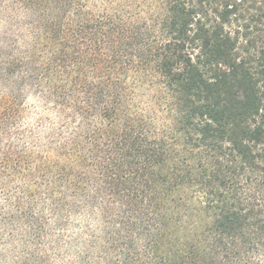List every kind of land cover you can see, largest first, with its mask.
<instances>
[{
  "label": "trees",
  "instance_id": "obj_1",
  "mask_svg": "<svg viewBox=\"0 0 264 264\" xmlns=\"http://www.w3.org/2000/svg\"><path fill=\"white\" fill-rule=\"evenodd\" d=\"M0 20V264H264V0Z\"/></svg>",
  "mask_w": 264,
  "mask_h": 264
},
{
  "label": "rangeland",
  "instance_id": "obj_2",
  "mask_svg": "<svg viewBox=\"0 0 264 264\" xmlns=\"http://www.w3.org/2000/svg\"><path fill=\"white\" fill-rule=\"evenodd\" d=\"M7 1L9 2L10 0ZM5 24L6 23L3 20H0V34L5 31ZM193 205L194 203L191 202V206ZM166 225L168 234L172 236V240H178L177 244L170 247V249L173 251L175 249L181 250L183 248V246H181V243L185 238V235H183L185 231L188 232L187 236H191L193 232L199 230L200 226H204L205 224L203 222H199L198 219L192 215V213L190 215V212L185 209L182 210L181 213L179 212L178 215H175V218L173 220H167ZM166 252L168 254L167 249Z\"/></svg>",
  "mask_w": 264,
  "mask_h": 264
}]
</instances>
